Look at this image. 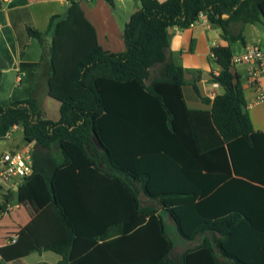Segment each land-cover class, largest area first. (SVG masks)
<instances>
[{
    "label": "trees",
    "instance_id": "16d2710c",
    "mask_svg": "<svg viewBox=\"0 0 264 264\" xmlns=\"http://www.w3.org/2000/svg\"><path fill=\"white\" fill-rule=\"evenodd\" d=\"M20 9L27 36L42 47L47 92L60 105L54 120L43 115L35 94L0 101V138L21 124L32 147V172L23 181L40 173L52 196L14 242L0 246L1 255L10 259L7 248L12 257L51 249L61 255L58 264H73L74 237L130 235L161 238L151 249L163 248L158 255L131 253L126 264H189L188 254L199 249L213 264H264V257L247 262L225 245L241 222L264 232V131L253 128L233 51L229 44L211 47L219 65L212 79L224 88L212 99L167 55L168 28L189 26L199 12L225 39L243 41L242 28L232 24L264 25V0H140L124 24L122 51L101 47L78 0H69L64 16L51 15L48 40L27 8ZM186 83L210 102L184 107L193 146L175 124L172 96L158 85ZM221 145L231 170L205 169L208 154ZM155 153L174 161L196 192L150 189L152 170L142 156ZM184 208L200 218L189 231L181 225Z\"/></svg>",
    "mask_w": 264,
    "mask_h": 264
},
{
    "label": "crops",
    "instance_id": "0c3cea01",
    "mask_svg": "<svg viewBox=\"0 0 264 264\" xmlns=\"http://www.w3.org/2000/svg\"><path fill=\"white\" fill-rule=\"evenodd\" d=\"M87 21L95 30L97 42L105 50L122 51L125 43L122 37L124 24L130 14L140 7V0H115L114 5L107 0H78ZM69 0H0V53L7 61V66L0 68V86L5 80H12L6 97H27L35 94L41 98L43 115L58 119L60 101L47 92L45 65L40 62L42 47L33 37L27 36L24 29V17L20 16L22 7L29 11L30 22L42 31H47L46 39L52 33L50 17L53 14L64 16ZM197 20L189 26L172 25L168 28L167 55L176 63L182 65L196 79L199 91L210 99L216 93L223 92V86L208 77V73H216L219 65L211 52L213 45L229 44L233 53L240 52L249 43L257 42L264 50V25L259 22H246L243 25L232 24L233 29L242 28L244 40L229 41L221 36V28L210 21L205 12L197 14ZM56 20V19H55ZM54 20V21H55ZM54 23V22H53ZM192 46V48H191ZM241 75L247 108L255 130L264 131V99L257 100V91L246 81L244 64H236ZM205 73V77L203 76ZM264 90V73L261 76ZM17 82V83H16ZM167 95L176 112L179 121L175 124L183 132L185 141L193 146V140L184 107L209 108L210 102H205L193 88L191 83L183 84L180 89L175 85L158 84ZM54 114V118L49 117ZM179 124V125H178ZM21 129V124H15L10 129V135L0 138V153L4 150H18L30 144L23 136L15 137L14 132ZM180 130V131H181ZM209 153V170H231V164L224 146H218ZM221 155V158H218ZM147 169L152 170L148 186L152 190L181 189L194 191V187L181 176L174 161L161 153L142 156ZM16 193L17 199H14ZM14 199L11 211L0 219V246L14 242L19 230L51 201V192L40 173L33 174L25 182L14 183L9 192ZM181 225L189 231L199 221V216L192 209H182ZM144 236L130 238V235H113L105 239H90L74 237L70 259L73 264H126L131 253L141 254L153 252L158 255L163 246L152 251L151 245L161 241V238L149 239ZM146 244H150L146 246ZM226 247L247 262H254L264 257V232L252 230L244 222L237 225L233 237L225 242ZM146 246V247H145ZM8 258L0 253V264H58L61 255L51 249H33L20 257H12L7 248ZM189 264H213L208 252L199 249L188 254Z\"/></svg>",
    "mask_w": 264,
    "mask_h": 264
},
{
    "label": "built area",
    "instance_id": "2783aa9c",
    "mask_svg": "<svg viewBox=\"0 0 264 264\" xmlns=\"http://www.w3.org/2000/svg\"><path fill=\"white\" fill-rule=\"evenodd\" d=\"M196 20L197 17L190 22V25ZM231 61L234 65H245L247 83L257 91V100L264 99L261 81V76L264 73V50L260 44L249 43L240 52L233 53ZM9 135L10 130L5 136ZM31 148V144H28L18 150H4L0 153V219L8 214L13 207L9 196L12 185L32 172Z\"/></svg>",
    "mask_w": 264,
    "mask_h": 264
},
{
    "label": "rangeland",
    "instance_id": "374dc122",
    "mask_svg": "<svg viewBox=\"0 0 264 264\" xmlns=\"http://www.w3.org/2000/svg\"><path fill=\"white\" fill-rule=\"evenodd\" d=\"M33 40H34L35 44H38V41H37V39H36L35 37H33ZM11 83H12L11 78H10V80H5V81L2 83V85L0 86V98L6 97L8 87L11 86ZM16 83H17V82H16ZM49 117L54 118L55 116H54V114H49ZM21 134H22L21 129H19V130H17L16 132H14L15 137H17V135H18V136H21ZM0 142H5V140H1ZM14 199H17V197H16V193L14 194ZM14 199H12V203L15 202Z\"/></svg>",
    "mask_w": 264,
    "mask_h": 264
},
{
    "label": "water",
    "instance_id": "95a60500",
    "mask_svg": "<svg viewBox=\"0 0 264 264\" xmlns=\"http://www.w3.org/2000/svg\"><path fill=\"white\" fill-rule=\"evenodd\" d=\"M6 66H7V61L5 60L3 55L0 53V68H4ZM207 75L208 77L213 78L212 73H208ZM183 76L185 79H189L191 77V73L188 72L187 70H184ZM203 76L205 77V73H203Z\"/></svg>",
    "mask_w": 264,
    "mask_h": 264
}]
</instances>
